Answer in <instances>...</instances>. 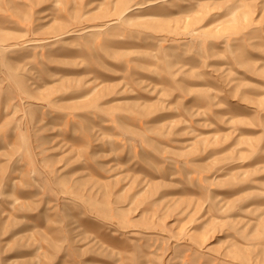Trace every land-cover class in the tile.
<instances>
[{
	"label": "rangeland",
	"instance_id": "obj_1",
	"mask_svg": "<svg viewBox=\"0 0 264 264\" xmlns=\"http://www.w3.org/2000/svg\"><path fill=\"white\" fill-rule=\"evenodd\" d=\"M194 1L0 0V264H264V0Z\"/></svg>",
	"mask_w": 264,
	"mask_h": 264
},
{
	"label": "bare ground",
	"instance_id": "obj_2",
	"mask_svg": "<svg viewBox=\"0 0 264 264\" xmlns=\"http://www.w3.org/2000/svg\"><path fill=\"white\" fill-rule=\"evenodd\" d=\"M203 1H200V0H195L194 1V3L195 4H197V5H199L200 3H202ZM152 4V3H151ZM207 5V4H206ZM231 6H227L228 8H227V14H229V15H232V13L234 12V8H235V6L234 5H232V4H230ZM138 8V7H137ZM139 8H141V7H139ZM90 91V90H89ZM134 104V103H133ZM165 126V125H164ZM172 126V125H171ZM106 142H110V141H106ZM108 144V143H107ZM110 149V148H109ZM113 149V148H112ZM113 152V150H110L108 153L110 154V153H112ZM108 153H106V154H101L102 155V157H101V155L99 154V151H97V152H95V153H93L94 155L93 156H95V159L96 158H104L103 156H106V155H108ZM150 164V163H149ZM146 165H147V163H146ZM8 200H10V199H8Z\"/></svg>",
	"mask_w": 264,
	"mask_h": 264
}]
</instances>
